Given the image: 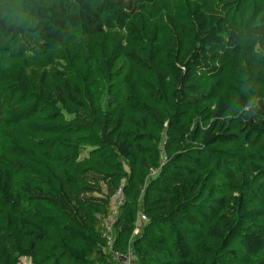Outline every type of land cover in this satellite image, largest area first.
Masks as SVG:
<instances>
[{
    "label": "trees",
    "instance_id": "obj_1",
    "mask_svg": "<svg viewBox=\"0 0 264 264\" xmlns=\"http://www.w3.org/2000/svg\"><path fill=\"white\" fill-rule=\"evenodd\" d=\"M109 244L264 264V0H0V264Z\"/></svg>",
    "mask_w": 264,
    "mask_h": 264
},
{
    "label": "built area",
    "instance_id": "obj_2",
    "mask_svg": "<svg viewBox=\"0 0 264 264\" xmlns=\"http://www.w3.org/2000/svg\"><path fill=\"white\" fill-rule=\"evenodd\" d=\"M153 171L152 173H154ZM144 218V217H142ZM111 243V240L109 241ZM109 250L112 258L118 262V264H135L134 259L130 252L123 253L117 250H113L111 244H109Z\"/></svg>",
    "mask_w": 264,
    "mask_h": 264
},
{
    "label": "rangeland",
    "instance_id": "obj_3",
    "mask_svg": "<svg viewBox=\"0 0 264 264\" xmlns=\"http://www.w3.org/2000/svg\"><path fill=\"white\" fill-rule=\"evenodd\" d=\"M118 92V90H116V93ZM188 118V116H187ZM118 199H120V196H118ZM112 205H113V208H115V206L117 205V200L116 198L113 199V202H112ZM144 220V219H143ZM145 221V220H144ZM137 232V230L135 231ZM20 264H31V261L29 258H22L21 261H20Z\"/></svg>",
    "mask_w": 264,
    "mask_h": 264
}]
</instances>
